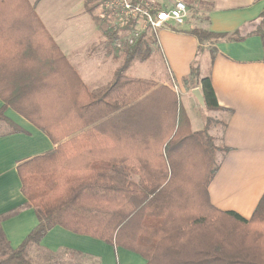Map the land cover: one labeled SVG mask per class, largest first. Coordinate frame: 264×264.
Returning a JSON list of instances; mask_svg holds the SVG:
<instances>
[{"label": "trees", "instance_id": "obj_1", "mask_svg": "<svg viewBox=\"0 0 264 264\" xmlns=\"http://www.w3.org/2000/svg\"><path fill=\"white\" fill-rule=\"evenodd\" d=\"M100 5L102 0H85L90 15ZM187 5L200 10L206 4ZM93 19L107 22L106 45L117 49L120 30L105 18ZM204 21L185 31L198 48L183 84L201 87L208 110L219 111L211 78L201 75V56L212 46L214 57L220 40L245 37L213 33ZM255 24L249 35L264 40V10ZM155 45L153 33L133 46L124 43L118 50L125 60L113 81L90 94L29 0H0V123L10 134L26 133L5 116L12 108L57 146L17 167L21 192L39 224L17 250L0 228V264H34L27 248L39 246L54 227L133 252L145 264H264V195L250 219L210 201V184L231 151L215 145L208 133L213 121L192 133L173 88L125 74L134 59L150 57ZM59 61L73 78L70 108ZM69 117L75 124L64 128Z\"/></svg>", "mask_w": 264, "mask_h": 264}, {"label": "crops", "instance_id": "obj_2", "mask_svg": "<svg viewBox=\"0 0 264 264\" xmlns=\"http://www.w3.org/2000/svg\"><path fill=\"white\" fill-rule=\"evenodd\" d=\"M199 1L206 4L200 10L206 14L211 32L232 34L238 31L245 37L241 41L220 40L213 46L217 49L214 57L209 49L212 46L201 56V75L210 76L222 110H208L201 87L183 84L198 48V40L185 33L193 27L190 23L181 30H160L150 57L144 61L134 59L127 69H146L152 76L149 80L171 88L177 86L192 133L202 132L207 119L213 121L208 128L209 135L217 147L231 151L223 158L210 184V201L221 211H233L250 219L264 195V40L249 34L255 30V21L264 10V0ZM29 2L70 70L75 71L87 91L94 94L106 88L124 63L125 55L106 45L104 27L94 21L95 12L93 15L86 12L85 0ZM58 64L65 77L63 88L68 91L70 108L73 78L62 61ZM127 69L125 74L129 76ZM54 84L60 86L61 82ZM3 106L0 99V110ZM53 108L54 112L58 107ZM5 116L26 132L10 134L11 128L0 123V128L5 129L0 132V228L9 247L17 250L39 224L36 210L21 192L17 167L54 151L57 146L12 108L6 109ZM73 124L75 121L69 117L64 128ZM217 157L221 161V155ZM26 258L34 264H145L144 259L133 252L114 249L62 227L51 229L39 246H29Z\"/></svg>", "mask_w": 264, "mask_h": 264}, {"label": "built area", "instance_id": "obj_3", "mask_svg": "<svg viewBox=\"0 0 264 264\" xmlns=\"http://www.w3.org/2000/svg\"><path fill=\"white\" fill-rule=\"evenodd\" d=\"M111 25L120 30L117 48L133 46L141 38L162 29L181 30L193 19L192 10L182 0H102ZM178 93V87L174 86Z\"/></svg>", "mask_w": 264, "mask_h": 264}, {"label": "rangeland", "instance_id": "obj_4", "mask_svg": "<svg viewBox=\"0 0 264 264\" xmlns=\"http://www.w3.org/2000/svg\"><path fill=\"white\" fill-rule=\"evenodd\" d=\"M184 2H190V0H182ZM95 16L97 17H100V18H105L106 21L108 20V23L111 24L112 22V19L109 17V15L107 14L106 12V9L104 8L103 4L100 5L95 11ZM106 12V13H105ZM192 13H193V19L190 21V24L192 26L194 25H197L201 22H205L204 20L206 19V14L202 11V10H197V9H192ZM103 27H104V30L107 28V22L105 23H102ZM114 49V48H113ZM118 50V48L116 49ZM122 49H119L118 51H121ZM134 62H131V65L133 64ZM138 65V64H137ZM140 66V65H138ZM165 70H166V73L168 75V70H167V67H165ZM127 75L129 76H136V77H142L144 79H151V74L146 70V69H141L139 67H129L127 69ZM169 82L171 83V80L169 79ZM5 129H2L0 128V132L4 131ZM218 156V155H217ZM218 158V157H217Z\"/></svg>", "mask_w": 264, "mask_h": 264}]
</instances>
